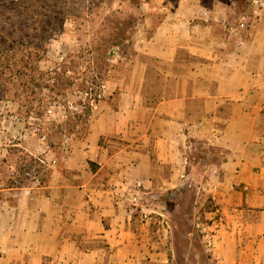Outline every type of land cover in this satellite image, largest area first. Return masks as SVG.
<instances>
[{
	"label": "crops",
	"instance_id": "1",
	"mask_svg": "<svg viewBox=\"0 0 264 264\" xmlns=\"http://www.w3.org/2000/svg\"><path fill=\"white\" fill-rule=\"evenodd\" d=\"M162 1L134 37L138 79L81 139L6 132L3 163L19 147L47 167L0 173V264H172L169 205L190 190L212 262L264 264V8L242 28L230 4Z\"/></svg>",
	"mask_w": 264,
	"mask_h": 264
},
{
	"label": "rangeland",
	"instance_id": "2",
	"mask_svg": "<svg viewBox=\"0 0 264 264\" xmlns=\"http://www.w3.org/2000/svg\"><path fill=\"white\" fill-rule=\"evenodd\" d=\"M216 1L232 6L231 20L242 28L264 8V0ZM161 3L164 2L0 0L3 179L10 175L14 185L30 184L33 178L43 180L47 167L21 154L19 147L12 148L15 155L9 163H3V150L9 145L6 132L14 141L24 131L30 136H46L54 147H69L87 132L88 118L96 103L118 102L119 87L138 79L139 66L144 61L135 57L133 47L134 37L142 35L138 25L151 6L159 7ZM193 206L191 190L180 198L175 195L169 205L174 236L172 264H215L209 252L212 238L199 226L200 222H208L203 213L209 209L208 203L197 215ZM200 214L202 219L198 218Z\"/></svg>",
	"mask_w": 264,
	"mask_h": 264
}]
</instances>
